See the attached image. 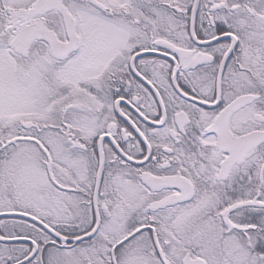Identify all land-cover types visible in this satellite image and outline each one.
<instances>
[{
	"label": "snow or ice",
	"instance_id": "obj_1",
	"mask_svg": "<svg viewBox=\"0 0 264 264\" xmlns=\"http://www.w3.org/2000/svg\"><path fill=\"white\" fill-rule=\"evenodd\" d=\"M0 264H264V0H0Z\"/></svg>",
	"mask_w": 264,
	"mask_h": 264
}]
</instances>
